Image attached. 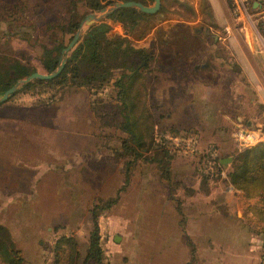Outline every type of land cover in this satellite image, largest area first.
<instances>
[{
  "label": "rangeland",
  "instance_id": "374dc122",
  "mask_svg": "<svg viewBox=\"0 0 264 264\" xmlns=\"http://www.w3.org/2000/svg\"><path fill=\"white\" fill-rule=\"evenodd\" d=\"M86 1L0 0V76L10 81L16 61L48 73L40 45L66 44L69 23L95 11ZM248 1L240 17L235 0H162L135 27L125 17L107 20L109 39L152 53L131 87L142 148L123 130L119 67L96 78L71 73L80 80L64 84L33 80L0 101V233L13 257L263 264L260 221H239L245 212L227 176L238 152L264 143V0ZM129 54L116 64L136 65ZM246 134L254 135L248 145Z\"/></svg>",
  "mask_w": 264,
  "mask_h": 264
},
{
  "label": "trees",
  "instance_id": "16d2710c",
  "mask_svg": "<svg viewBox=\"0 0 264 264\" xmlns=\"http://www.w3.org/2000/svg\"><path fill=\"white\" fill-rule=\"evenodd\" d=\"M135 1L146 4V0ZM151 1L153 2V0ZM86 3L94 10L106 5H104L101 0H87ZM161 8L162 4L159 11ZM153 16L154 14L143 13L134 8L117 9L107 17L92 25L87 30V32L79 39L75 47L68 53L66 63L56 77L47 80L36 79L34 81L38 83L64 84L68 81L80 80L79 78L74 77L73 74L77 77L81 75V78H83L84 75H93L96 78L95 74H98L97 77L102 75L108 76L111 73V69L118 67L122 69V71H126L120 73L114 81V87L117 88L115 96L120 105L122 114L125 112L123 115L125 123H122L123 130L131 136V144L133 147L142 148L145 144L143 139L144 133L140 129L141 124L138 122L139 117L136 116V107L138 103L136 96L131 93V87L134 82L139 79V69L144 67L145 64L141 61L136 66L126 64L125 66H122L123 68L116 64V60L119 59L122 53L126 54L130 52L141 54L142 50L132 48L129 44V40L124 37L116 36L114 38L107 39V33L110 30L107 20L125 17L132 19L133 27H135L140 24V21L143 18L149 19ZM79 23V21H71L69 23L70 31H66L71 34L69 40L74 34V30L78 28ZM102 37H104L103 43L100 41ZM22 38L30 40L29 38H26L25 35H22ZM67 43H62L57 48L47 47L43 44L40 45V62L48 73L53 72L57 67L62 54V49L67 45ZM102 44H105V48H103ZM100 50H104L105 53L102 54ZM100 56H105L107 58L105 62ZM125 58H127V55H125ZM12 69L13 75L10 81H6L0 76V94H3L7 89H9L18 78L28 76L34 72V69L17 61L13 64ZM31 84L32 82H28L22 86L27 87ZM151 136H153L152 132L149 137ZM154 140L155 139L153 138L152 140L150 139V142L146 145L147 151L149 147L153 146ZM213 161L215 162V160ZM227 176L230 185L235 190L243 192L250 198H258L261 201L263 204L262 207L255 208L254 211L258 219L264 222V143H257L256 145L244 148L242 151L238 152L232 160L231 169ZM260 230L262 234H264V225ZM95 240H97V237H95ZM8 246L9 238L5 235V233H0L1 260L6 264H21L18 259L13 257V253L9 251ZM95 250L97 251V245H95Z\"/></svg>",
  "mask_w": 264,
  "mask_h": 264
},
{
  "label": "water",
  "instance_id": "95a60500",
  "mask_svg": "<svg viewBox=\"0 0 264 264\" xmlns=\"http://www.w3.org/2000/svg\"><path fill=\"white\" fill-rule=\"evenodd\" d=\"M161 7V0H153L152 4H143L139 1L135 0H124V1H115L109 4H106L105 6L93 11L87 13L83 19L80 21L78 28L72 35L71 39L67 43V45L62 49L61 57L58 61V65L55 68L53 72L50 73H42L38 71H34L30 75L26 76L23 79L17 80L9 89H7L3 95L0 98V101H4L8 98V96L12 93H14L19 84H25L28 82H31L36 79L40 80H47L52 79L56 77L60 71L63 69L67 55L68 53L75 47L79 39L82 37L85 31H87L92 25L99 22L103 18L107 17L114 11H116L119 8H134L136 10H139L140 12L147 13V14H156ZM121 21H124L122 18ZM221 163L225 164L227 163L226 160H221Z\"/></svg>",
  "mask_w": 264,
  "mask_h": 264
},
{
  "label": "crops",
  "instance_id": "0c3cea01",
  "mask_svg": "<svg viewBox=\"0 0 264 264\" xmlns=\"http://www.w3.org/2000/svg\"><path fill=\"white\" fill-rule=\"evenodd\" d=\"M161 4H162V0H161ZM253 5L256 6V5H258V3L253 2ZM116 23H118V22H116ZM107 36H108V38H110L109 32L107 33ZM136 54L131 53V54H129V57H128V59H131L132 56H134L136 59V62L138 61V63H135L136 65H138L141 61H148L149 57L152 56V53L149 50H146L143 48H142L141 54L140 53H136ZM136 65H134V66H136ZM232 189L237 193V197L241 199V201H237L235 203V207L237 208V210L241 209L242 212H245L244 216H242V218L239 219V221L241 222V221L246 220V219L247 220H255L256 216H255V211H254L255 210L254 203L256 202V199L248 197L243 192H241L239 190H235L233 187H232ZM229 196H228V200H230ZM225 202L227 203V199H225ZM226 205L229 206L228 204H226ZM243 218H245V219H243ZM258 220L260 221L259 224H261V228H262L264 225V222H262L260 219H258ZM255 239H257V237Z\"/></svg>",
  "mask_w": 264,
  "mask_h": 264
},
{
  "label": "built area",
  "instance_id": "2783aa9c",
  "mask_svg": "<svg viewBox=\"0 0 264 264\" xmlns=\"http://www.w3.org/2000/svg\"><path fill=\"white\" fill-rule=\"evenodd\" d=\"M236 2V5H235V8H234V14L236 17H240V16H243V15H246L247 14V11H248V7H249V1L248 0H235ZM246 143H244V145H248V139L253 140V137L254 135L252 134H246ZM263 264H264V261H263Z\"/></svg>",
  "mask_w": 264,
  "mask_h": 264
}]
</instances>
